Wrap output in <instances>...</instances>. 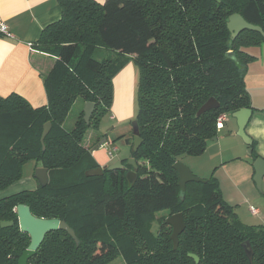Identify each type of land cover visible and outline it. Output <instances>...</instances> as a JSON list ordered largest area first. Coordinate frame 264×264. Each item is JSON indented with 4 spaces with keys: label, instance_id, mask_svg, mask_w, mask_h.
<instances>
[{
    "label": "trees",
    "instance_id": "1",
    "mask_svg": "<svg viewBox=\"0 0 264 264\" xmlns=\"http://www.w3.org/2000/svg\"><path fill=\"white\" fill-rule=\"evenodd\" d=\"M59 1L61 18L35 44L56 56L44 76L48 104L33 107L16 93L0 96V190L20 179L31 160L49 171L47 186L0 198V264H18L31 241L19 226L20 203L36 216L65 220L80 240L78 245L65 230L52 231L28 264H110L119 257L121 264H264V224H242L214 176L189 182L181 196L174 168L183 155L207 150L220 114L252 108L245 70L264 36L247 29L232 39L227 19L240 13L264 31V0ZM100 48L105 55L97 59ZM106 50L134 57L140 67L137 121L143 142L131 150L138 164L132 183L127 164L88 174L101 165L85 139L111 112L113 79L124 66ZM210 97L220 107L198 115ZM77 99L96 107L89 124L82 110L67 129ZM47 122L52 127L43 150ZM163 210L184 214L177 249L166 217L153 230L150 219ZM2 221L14 224L2 227ZM246 240L253 263L242 245Z\"/></svg>",
    "mask_w": 264,
    "mask_h": 264
},
{
    "label": "crops",
    "instance_id": "2",
    "mask_svg": "<svg viewBox=\"0 0 264 264\" xmlns=\"http://www.w3.org/2000/svg\"><path fill=\"white\" fill-rule=\"evenodd\" d=\"M97 1L103 3L105 0ZM0 16L6 20L13 33L12 37L0 34V96L16 93L33 107L47 105L49 98L44 76L54 66L56 56L37 49L35 44L44 28L61 18L60 1L0 0ZM251 53L254 57L247 64L245 83L253 112L245 130L252 145L242 141L238 134V119L229 112V119L218 125L220 127L217 128L215 139L212 137L208 141L207 150L199 157L189 156L184 160L195 175L204 178L214 176L217 179L224 199L234 207L238 219L246 226L264 224V211L256 207L258 212L252 213L249 208V205L255 204L264 206V197L259 195L254 181L253 166L257 158H264V127L256 124L259 117L257 112L264 110V43L253 47ZM129 67L131 69L126 71L123 68L115 75L113 85L127 81L130 70L135 71L133 66ZM85 104L82 102L83 107ZM112 113L109 116L114 119ZM64 127L66 128L65 123ZM86 146L91 147L88 143ZM95 147H92L94 158L101 166H107L111 156L99 160L97 149L101 147ZM247 147L250 148L248 154L245 151ZM37 166L34 161L35 170ZM35 179L36 181L31 179L27 186L23 184V187L37 188L40 182L36 177ZM21 187L0 190V198L15 193ZM250 219L253 223H259L250 224Z\"/></svg>",
    "mask_w": 264,
    "mask_h": 264
},
{
    "label": "water",
    "instance_id": "3",
    "mask_svg": "<svg viewBox=\"0 0 264 264\" xmlns=\"http://www.w3.org/2000/svg\"><path fill=\"white\" fill-rule=\"evenodd\" d=\"M219 1V0H216ZM227 27L231 33V38L235 39L243 30H252L260 32L264 36L263 28L260 25H256L248 22L240 13H234L227 19ZM96 104L94 102H86L84 107V120L87 124L90 123L92 114ZM220 107V102L215 97H210L205 101L198 110V115H202L210 110H214ZM253 109L249 107H243L232 113V116L238 119L239 130L238 134L242 136L248 145H252L251 138L246 133V127L251 118ZM52 127L51 122H47L44 125L43 133L41 136L42 148L45 150V138ZM215 139V137H214ZM107 139L104 137L99 144L96 145L95 149L101 147L106 143ZM143 139L139 135L138 121L134 122L133 135L126 139V143L132 146V152H136ZM130 154L128 158V164L132 165V169L127 172V179L130 183L134 182L137 177L138 164L133 154ZM254 181L257 188L263 191V179H264V158L259 157L254 162ZM123 162L117 161L111 165L100 166L96 169H92L88 172L89 175H102L105 169L115 170L123 168ZM174 168L179 174V186L181 188V196L186 193L187 184L189 182H205L206 180L196 176L193 171L185 165L182 161H178L174 164ZM35 177L39 180L40 186L45 187L49 183V171L43 166L41 162L35 170ZM16 212L18 215V221L20 229L27 232L30 235L31 241L28 248L22 253L19 258L18 264H28L29 259L37 252L45 237L48 233L56 230H65L73 237L76 243L79 245L80 240L76 235L75 230L65 221L59 218H45L39 217L33 214L31 207L27 204L20 203L16 207ZM165 222L172 226L171 239L174 244V249L178 248L179 237L186 229V222L183 212H178L168 216ZM14 221H2V227L12 226ZM246 254L249 257L251 263H253L254 250L249 240L242 243ZM190 257L194 258L197 263L200 262L198 255L190 253Z\"/></svg>",
    "mask_w": 264,
    "mask_h": 264
},
{
    "label": "rangeland",
    "instance_id": "4",
    "mask_svg": "<svg viewBox=\"0 0 264 264\" xmlns=\"http://www.w3.org/2000/svg\"><path fill=\"white\" fill-rule=\"evenodd\" d=\"M247 50H250V48H247ZM106 51L111 57H113V59L120 58L119 61L122 60L124 61V66H123L124 70L127 71L128 69H131V67L129 66H133L135 71L133 69L130 70L128 79L123 84L114 85L111 112L106 114L102 118L99 124V129L92 128L89 130L85 139V143L91 145L92 148L93 146H96L98 144L99 140L103 139L104 137L108 138V141L100 149H97L98 151L97 158L99 160H102L103 158L107 159V157L109 158L110 157L108 155L109 151H113L115 147H117V150L113 151V156L110 157V163L108 165H111L119 160L121 161L127 160L124 163V167L127 164V166L129 165L131 167L130 168L131 170L132 165L128 164V158L131 154L132 146L126 143V139H128L131 135H133L134 122L137 120L139 114V84H140V76H141L140 67L134 57H129V58L126 56L117 57V54L110 52L108 50ZM104 55H105L104 48H100L97 50L94 57L100 59ZM82 102L83 101L81 99H77V101L73 105V108L70 111L65 121L67 129H71L73 127L74 121L77 119L80 112L84 110L85 106L84 107L82 106ZM111 113L114 115V119L110 118L109 115ZM257 113L259 114V117L256 121V124L261 127H264V110H259ZM241 139L243 142L246 143L245 139L242 136ZM249 149L250 148L247 147L245 150L247 154L249 153ZM103 153H105L104 156H102ZM187 157L189 156L183 155L181 157V161L189 167V165L185 162ZM34 174H35L34 161L31 160L24 165L23 176L20 179L13 182L8 188L22 186L21 189L15 191V193L22 190H33L29 187H23V184H25L24 186H27V184H29L31 179L32 181H36ZM198 177L207 179L202 176H198ZM34 189H36V187ZM257 191L259 195H261V197H264V187H263V191H260L258 188ZM253 206L255 208L258 207L262 211H264V206L262 207V205L259 204L249 205L251 211ZM168 215H169L168 211L163 210L161 212H158L156 215L153 216V218L150 219V221H152L154 231H157L158 229L159 219L162 217L167 218ZM258 223L259 221L253 223V221L251 220L250 222V224H258ZM121 262L122 259L119 257L114 261H112L110 264H121Z\"/></svg>",
    "mask_w": 264,
    "mask_h": 264
},
{
    "label": "built area",
    "instance_id": "5",
    "mask_svg": "<svg viewBox=\"0 0 264 264\" xmlns=\"http://www.w3.org/2000/svg\"><path fill=\"white\" fill-rule=\"evenodd\" d=\"M0 34L4 35V36H7V37H12L13 36V33L11 32L6 20L4 18H2L1 16H0ZM228 119H229V112H224V113H222V114H220L218 116L217 124L218 125L223 124ZM114 150H116V148ZM113 151H109V156H111V157L113 156ZM252 212L253 213H257L258 209L253 207L252 208Z\"/></svg>",
    "mask_w": 264,
    "mask_h": 264
}]
</instances>
